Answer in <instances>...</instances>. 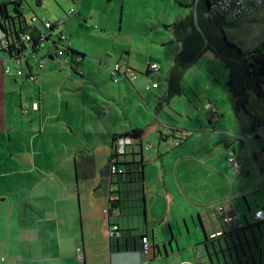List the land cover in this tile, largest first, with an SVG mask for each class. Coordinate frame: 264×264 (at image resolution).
<instances>
[{
  "label": "crops",
  "instance_id": "crops-1",
  "mask_svg": "<svg viewBox=\"0 0 264 264\" xmlns=\"http://www.w3.org/2000/svg\"><path fill=\"white\" fill-rule=\"evenodd\" d=\"M34 2L0 0V19L7 3L17 28L26 21L37 35L44 26L40 20L31 25L33 17L57 23L34 57L26 50L22 64L0 50L2 264H264V220L253 219L264 211V97L251 92L248 113L236 112L229 77L187 78L198 59L180 80L181 93L157 113L180 48L166 27L173 23L162 25L168 36L157 43L162 58H150L143 70L121 66L132 74L117 81L111 64L85 45L87 38H76L84 15L63 18L69 0ZM100 3L110 12L118 3L124 12L133 1L79 0V12L98 16L104 35L110 22L104 8L96 9ZM3 38L0 27V43ZM56 42L69 51L59 55ZM151 64L159 70L151 71ZM5 67L12 74L5 75ZM17 67L35 81L15 76ZM153 83L158 87L140 95ZM209 107L216 117H209ZM121 137L131 141L127 161H137L138 168L123 164L127 173L113 175L110 163ZM230 154L241 158L239 172L229 164ZM230 213L237 219L224 224ZM115 225L121 237L109 235ZM217 231L223 235L210 238ZM143 236L149 255L141 252Z\"/></svg>",
  "mask_w": 264,
  "mask_h": 264
},
{
  "label": "rangeland",
  "instance_id": "rangeland-1",
  "mask_svg": "<svg viewBox=\"0 0 264 264\" xmlns=\"http://www.w3.org/2000/svg\"><path fill=\"white\" fill-rule=\"evenodd\" d=\"M132 1L133 4L131 7L127 6L124 12L122 6L120 4L118 5V3L113 7V11L111 12L108 11L107 7H102L101 3L98 5L96 9L102 10L104 8L102 12L106 17H109V29L104 35H101V31L96 26L98 16H95V14L91 16L85 15L83 14L84 10L79 12V0H69L67 7L64 8L66 9L64 12L66 14L63 18L66 17L70 10H73L75 16L79 18L81 15H84L85 18H81V23L79 24V26L82 25V28L79 27V31H76V38H87L84 41L85 45L90 47V51L94 55H97L95 52L98 50L104 60L111 64L110 67L112 70L115 69L116 65H129V67L134 69L143 70L147 60L150 58L160 60L163 52L157 43L168 37L166 35L167 30L162 25L164 23L174 24L180 22L190 12L188 7L190 0ZM25 4L23 8L26 11L29 10V16L33 15V12ZM31 4L36 6L34 0H31ZM227 20L232 27H228L226 33L232 42L239 45L244 51L258 47L261 49L264 48V6L257 8L252 16L244 15L235 21L228 15ZM153 31L157 33L152 35ZM120 34L122 35L120 36ZM48 43L45 42L44 44ZM127 48L131 49V55L129 57L124 55ZM105 51H110L109 53L111 54L107 56ZM121 76L123 75H119L118 77L121 78ZM215 76L218 77L219 82H224L229 77V70L221 60H212L209 57H203L192 66L187 78L191 80L198 78L209 80V78H214ZM144 89L145 86L139 89L141 92L140 95L148 94L145 91L146 89ZM134 94L137 95L135 91ZM138 95L137 97L139 98ZM259 196L263 199L262 193Z\"/></svg>",
  "mask_w": 264,
  "mask_h": 264
},
{
  "label": "trees",
  "instance_id": "trees-1",
  "mask_svg": "<svg viewBox=\"0 0 264 264\" xmlns=\"http://www.w3.org/2000/svg\"><path fill=\"white\" fill-rule=\"evenodd\" d=\"M218 1L219 0H199L198 3V21L209 40V45L205 44L204 37L194 24L192 10H190L189 15L184 21L166 26L167 28L171 27V29L176 32L179 42L183 45L182 51L177 54L173 60L174 65L170 71V80L174 86L178 87L184 73L200 59L205 52L213 51L229 70L228 88L234 97L235 109L237 111L244 110L248 113L247 109L250 102V93L253 92L260 97H264V48L261 49L258 47L250 51H244L239 45L228 38L226 28L230 23L227 20V16L220 13L216 8ZM193 3L194 2L188 6L189 9H192ZM13 4L16 6L19 15H21L18 9L20 2L14 1ZM7 5V3H4L1 7L2 16L0 19V27L4 33V38L9 41L10 45L7 50L1 48L0 50L12 56L15 53H26V50L29 48L31 54H35L36 51L39 50L42 32L39 31L38 34L35 35L34 31L30 30L27 22H22L21 20L19 21L21 27L17 28L15 17L9 15L7 12ZM23 33H29L31 35L32 44L29 46L22 44L17 47L15 41H17ZM67 50L69 51L68 48ZM141 133L142 130L140 129L134 130L136 136H140ZM116 139L117 138H115V140ZM127 155L126 153L123 156H118V159H126L124 163L118 161L119 166L123 167V164H125L129 166V169L136 171L138 162L134 160L131 162L127 161ZM131 155L134 154L131 152ZM113 157L117 156L114 154L112 158ZM123 168L126 170V174L127 168L125 166ZM255 223L258 224L260 222Z\"/></svg>",
  "mask_w": 264,
  "mask_h": 264
},
{
  "label": "built area",
  "instance_id": "built-area-1",
  "mask_svg": "<svg viewBox=\"0 0 264 264\" xmlns=\"http://www.w3.org/2000/svg\"><path fill=\"white\" fill-rule=\"evenodd\" d=\"M264 6V0H219L216 4V8L218 11L222 14H225L226 16L230 15L232 20H237L240 17L244 15L252 16L257 8H261ZM75 12L73 10H70L67 16H72L74 15ZM41 21V23L44 26V30H42V35L40 36V43H39V48L42 47L43 42L46 40H49L51 32L53 31V27L57 24L53 20H46V19H39L38 17H33L30 20V24L33 25L38 21ZM64 22V19L59 21V23ZM59 41H62L65 39L64 34H60L59 36ZM16 46H21L22 44H26L29 46L32 44V37L29 33H23L20 35V38L15 41ZM9 41L3 38V40L0 43V48L1 49H8L9 48ZM57 49H58V54L61 55L64 50H67V47H64L61 45V42H56ZM29 49V48H28ZM25 52L23 53H15L12 56V59L19 65L22 62V59L24 58ZM43 67V62L40 63V68ZM150 70L153 72H157L159 70V66L157 64H151L149 66ZM124 75L131 73V70L129 68L125 69V72H123ZM121 72V66L116 65L115 69L112 71L113 77L119 80L118 75L123 74ZM4 74L5 75H10L12 74V69L11 67H5L4 68ZM15 76L17 77H26V74L24 73L23 69L20 67H17L15 70ZM27 82H34L36 77L33 74H27V77L25 78ZM158 84L153 83V84H145V89L150 90L151 88H157ZM32 110L37 111L39 109V105L37 103L32 105ZM209 117L214 118L217 116V111L214 108L209 107ZM29 111L28 106L23 107V112L27 113ZM187 136L188 134L185 132L184 134ZM131 141L128 138H123L121 137L120 139L117 140V149L115 151V155L117 157H113L110 163V172L113 175H123L125 174L126 170L119 166L118 164V156H123L127 153V147L131 146ZM229 164L233 167L235 172H239V170L242 167V160L239 156L235 154H230L227 158ZM223 208H220V211H222ZM223 215V214H222ZM237 219V216L230 213V214H224L223 215V222L224 224L230 225L234 220ZM253 219L255 222H261L264 220V211L263 210H258L253 214ZM243 227V225H240V227ZM109 235L113 237H121L122 233L119 229L118 226H113L112 228L109 229ZM223 232L217 231L212 234H210V238H217L219 236H222ZM142 242V247H141V252L144 255H149L151 252V244L149 242V239L147 236H143L141 239ZM5 262V257L1 256L0 257V263Z\"/></svg>",
  "mask_w": 264,
  "mask_h": 264
},
{
  "label": "water",
  "instance_id": "water-1",
  "mask_svg": "<svg viewBox=\"0 0 264 264\" xmlns=\"http://www.w3.org/2000/svg\"><path fill=\"white\" fill-rule=\"evenodd\" d=\"M192 2H194L193 3V7H192V11H193V15H194V24H195V26H196V28L198 29V31L202 34V36L204 37V39H205V44L206 45H209V40L207 39V37H206V35L204 34V32H203V30H202V28H201V26H200V24H199V21H198V3H199V0H190V4H192ZM190 13V12H189ZM189 15V14H188ZM187 15V16H188ZM186 16V17H187ZM186 17L183 19V20H181L180 22H182V21H184L185 19H186ZM180 22H177V23H180ZM177 23H174V24H177ZM173 25V24H172ZM228 27H232V26H228ZM174 34H175V38H176V40H179L178 39V36H177V34H176V32H174ZM182 49H183V45H182V43L180 42V48L174 53V58H175V56L177 55V54H179L181 51H182ZM204 54H211L213 57H217V55L213 52V51H207V52H205ZM34 55L35 54H32L31 56L32 57H34ZM173 65H174V63H173ZM173 65H172V67H173ZM172 67H171V69H172ZM171 69H170V71H171ZM169 87H168V92H167V97H166V99H164V100H162L161 102H160V104H159V106L157 107V109H156V111H157V113H158V110H159V108L161 107V103L162 102H166V104H168V101H169V98L171 97V96H173L174 94H179V93H181V86H180V83H179V86L178 87H176V86H174V84L172 83V81L170 80V74H169ZM233 107H235V106H233ZM236 112H237V110H236Z\"/></svg>",
  "mask_w": 264,
  "mask_h": 264
}]
</instances>
